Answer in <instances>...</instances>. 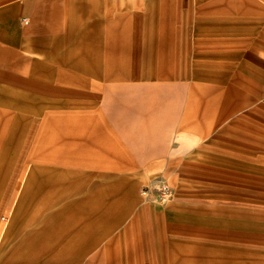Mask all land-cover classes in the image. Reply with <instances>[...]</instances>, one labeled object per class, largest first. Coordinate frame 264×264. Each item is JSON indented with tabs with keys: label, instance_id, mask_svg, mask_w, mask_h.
Returning a JSON list of instances; mask_svg holds the SVG:
<instances>
[{
	"label": "rangeland",
	"instance_id": "obj_1",
	"mask_svg": "<svg viewBox=\"0 0 264 264\" xmlns=\"http://www.w3.org/2000/svg\"><path fill=\"white\" fill-rule=\"evenodd\" d=\"M154 1L44 0L43 56L18 43L14 49L0 35V101L17 87L42 102L38 113L28 114L24 105L8 119L0 102V177L13 179L0 216L11 218L26 186L27 208L83 207L93 216L104 208L109 235L150 219L137 215L139 209L156 219L177 202L205 225L198 241L204 264H264V106L252 92L254 81L245 87L239 72L229 79L227 71L239 69L244 50L234 42L229 50L223 40L208 53L197 51L193 40L186 47L181 38L195 34L202 20L197 0ZM8 2H0L4 19L14 12ZM166 9L173 12L171 33L164 30ZM97 20L103 21L98 31ZM26 21L20 17L22 32ZM53 26L60 29L55 34ZM203 55L216 60L215 71L200 64ZM52 69L60 73L59 86L43 90L38 84L53 80ZM58 110L88 113L97 132L56 136L36 149L43 111ZM80 138L87 143L74 144ZM158 180L171 186V202L140 194ZM128 183L134 200L121 189ZM216 225L220 231L208 228Z\"/></svg>",
	"mask_w": 264,
	"mask_h": 264
},
{
	"label": "crops",
	"instance_id": "obj_2",
	"mask_svg": "<svg viewBox=\"0 0 264 264\" xmlns=\"http://www.w3.org/2000/svg\"><path fill=\"white\" fill-rule=\"evenodd\" d=\"M3 1L0 0L1 3ZM8 1L6 7L8 13L10 8L14 12L8 17L10 18L8 22L7 17L5 19L0 17V26L2 22L7 23L4 32L0 31V35L3 34L5 38L3 41L5 40V44L12 48L19 44L25 51L33 49L37 55L43 56L45 36L43 38L40 36L38 25L42 23L39 13L44 7V0ZM164 1L170 2V0ZM154 2L156 3V0ZM80 7L84 6L81 4ZM4 8L3 6L1 14ZM77 8L80 9L78 6ZM197 11L200 12L202 20H198L195 34L181 38L185 40L184 45L188 47L189 40L196 41V47L194 44L190 45L201 53L217 50L220 47L218 41L222 40L228 42L229 50H231V42H234L235 48L238 45L243 48L244 57L241 59L239 69H232L230 66L227 70L229 79L235 76L232 72H239L246 84L245 87L254 81L252 92L258 103L264 106V0H197ZM99 14L102 13L99 12L96 15ZM23 16L27 18L24 32L21 31L22 28L19 29L20 17ZM172 16L173 12H168L166 9L163 20L165 32H172ZM94 22L97 26L95 30H100V24L103 21ZM53 23L55 24L56 21ZM59 30L57 26H53L52 32L55 34ZM60 38L59 35H53L49 39L57 41ZM163 38L173 39L174 37L164 36ZM213 57H215L214 54ZM22 60L25 62V59L22 58ZM200 64L206 66L207 70H216L213 68L216 60L214 58L210 60L208 55L204 56ZM51 71L56 73L53 80L38 84L43 90L53 91L59 86L55 85V81L59 80L60 73L55 69ZM37 96L39 94H30L17 87L11 88L7 93V98L0 101L6 106L4 110L6 114L2 118L8 119L9 114L15 113L12 108L16 110V113L26 107L29 109L28 114L38 113L41 109L39 104L42 105V102H38ZM247 100L245 97L244 102ZM210 101L214 102L213 98ZM31 105L34 107L30 108ZM44 112L41 117L36 149H44V143L46 146L53 144L56 136L88 137L93 132H97V129L92 128L93 119L86 115L88 113L59 110ZM84 142L87 143V140L80 138L74 144H84ZM12 180L11 177H0V208L6 206L12 198ZM41 187L38 194L41 192ZM122 187L123 193L134 200L133 186L128 183ZM20 188L22 189L23 185ZM27 189L28 186L16 201L10 215L11 218L6 214L0 216V264L205 263L203 254H200L203 250L202 244L199 245L198 242L199 237L202 239L205 237V225L197 224L196 214L183 206L180 207L177 202L170 203L165 210L166 213L158 214L156 219H152L148 211L139 209L137 215L149 216L150 219L145 217L136 219L133 223L126 224L119 232L109 235L110 224L108 219H104V208L100 209L101 213L96 216H93L91 208L83 207L27 208L24 202ZM42 192L46 193L44 190ZM172 200L173 197L168 202ZM2 216H5V220L1 219ZM208 228L219 230L220 227L216 225ZM150 231V235L144 234ZM157 231L162 232L163 235L162 233L158 235Z\"/></svg>",
	"mask_w": 264,
	"mask_h": 264
},
{
	"label": "built area",
	"instance_id": "obj_3",
	"mask_svg": "<svg viewBox=\"0 0 264 264\" xmlns=\"http://www.w3.org/2000/svg\"><path fill=\"white\" fill-rule=\"evenodd\" d=\"M140 194L146 200H156L161 203H166L173 197L171 186L163 180L143 185L140 189ZM1 219L5 220V216H2Z\"/></svg>",
	"mask_w": 264,
	"mask_h": 264
}]
</instances>
